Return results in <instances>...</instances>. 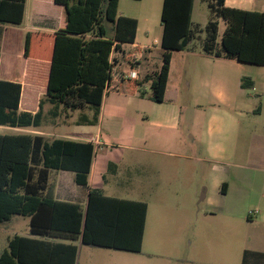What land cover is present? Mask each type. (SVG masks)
<instances>
[{
  "label": "trees",
  "instance_id": "trees-1",
  "mask_svg": "<svg viewBox=\"0 0 264 264\" xmlns=\"http://www.w3.org/2000/svg\"><path fill=\"white\" fill-rule=\"evenodd\" d=\"M26 0H0V23L20 24ZM194 0H162L160 68L134 78L116 67L112 53L134 42L137 19L118 13L119 0H53L62 7L61 23L54 32L28 30L24 55L50 63L47 89L39 109H18L21 85L0 79V125L29 128L44 122L42 107L52 105L49 115L90 107L92 116L78 122L98 121L103 96L113 81L126 82L160 102L168 79L172 50H182L195 38L202 50L216 58L264 65V12L241 9L225 0H204L214 17L203 26L192 21ZM224 28L219 37V20ZM219 37V38H218ZM133 68L131 53L124 57ZM245 78L241 85L245 86ZM251 84V83H250ZM94 144L65 137L49 138L32 132L0 133V223L13 215L29 218V235L14 234L0 253V264H75L77 245L139 252L147 214L143 200L106 195L88 186ZM114 164L108 163V170ZM69 170L74 182L86 187L84 206L54 197L51 170ZM50 238H59L54 241Z\"/></svg>",
  "mask_w": 264,
  "mask_h": 264
},
{
  "label": "crops",
  "instance_id": "crops-1",
  "mask_svg": "<svg viewBox=\"0 0 264 264\" xmlns=\"http://www.w3.org/2000/svg\"><path fill=\"white\" fill-rule=\"evenodd\" d=\"M27 4L28 0L25 1L23 21L27 20ZM225 4L264 12V0H258L257 8H249L250 5H254L250 0H225ZM31 12L42 19L35 21L34 15L28 17V20L32 22L25 30L24 35L28 30L52 33L58 29L61 23L62 7L55 4L53 0H32ZM48 12H54V15H47ZM47 16L51 18L47 19ZM3 24L0 57L2 51L7 50L4 80L20 83L18 109L34 113L39 109L40 98L47 89L50 63L47 60L26 57L23 52L24 48H21L19 44L12 47V40L20 38L21 32L11 27L12 24ZM7 32L10 34L9 38L6 35ZM120 48L121 50L112 53L116 59V67L120 71L140 79L146 73L160 68L162 57L158 63L153 62L152 48L138 43L136 35L134 42L121 44ZM194 51L189 45L182 50L171 51L168 79L162 101L156 102L149 99L145 88L149 82L144 84L146 94L141 96L138 89L130 91L126 82L113 81L111 87L113 86L115 90L109 88L103 96L98 121L95 124L83 122V138L75 136V134L55 137L90 141L94 144L95 154L88 173V186L100 188L104 192L102 186L90 184L97 162L96 152L102 148V145L110 144L103 138V130L112 134H118L122 127L130 130L123 114L129 109L125 110L123 107L140 109L148 126L147 137L142 139L141 146H136L132 142L125 146L136 148L145 154L133 155L129 165L122 162V159L115 162H105V160L99 159L100 167L107 165L108 168V163L111 162L114 164L113 173L145 166H149L157 172L164 168L168 173L159 175L161 178L163 177V180L161 178L146 180L140 182L139 185L149 187V189L162 185L185 187L192 193H197L198 189L204 185L206 207L209 214L222 215L227 224L233 218H246L248 223L258 224L260 226L259 233L264 236V65L256 67L261 87L259 93H256L257 102H253L251 87L255 85V79H249L246 74L237 76L228 70V67L244 68L243 66L248 63L237 61L234 58H216L208 54H205L206 57H202L201 54ZM128 52L134 56L136 61L133 68L124 59ZM195 53L201 56L197 63H206L208 67L198 72L194 84L190 82L185 84L183 79L187 75L191 58ZM142 56H144L143 60L146 64L142 70V76H138L137 68L143 63V60L140 59ZM242 78H245V86L241 85ZM119 84L125 85V90L122 92L118 88ZM111 95L113 97H110ZM205 105L208 108L205 111L207 116L205 120H201V113L204 112ZM51 107V104L45 103L42 107L43 115L45 113L49 115ZM91 110L88 107L87 112H84L83 115L91 117ZM41 126L19 128L0 125L6 129H21L19 132L39 133L49 137L47 136L49 133L38 129ZM144 160H148L147 163H144ZM101 177L105 181L104 174L101 173ZM249 187L255 189L251 198L257 206L254 210L258 211L252 215H248V211L252 209L246 204V198L250 193ZM253 217L256 219L248 220ZM59 240L61 239L57 238L54 241ZM71 242L76 244L78 241ZM249 252L251 256L254 254L255 258L264 254V250L261 251L258 248L249 249ZM77 257L78 246L75 264Z\"/></svg>",
  "mask_w": 264,
  "mask_h": 264
},
{
  "label": "rangeland",
  "instance_id": "rangeland-1",
  "mask_svg": "<svg viewBox=\"0 0 264 264\" xmlns=\"http://www.w3.org/2000/svg\"><path fill=\"white\" fill-rule=\"evenodd\" d=\"M31 1L28 0L27 4V20L11 26L21 32L19 40H12V47H16L19 44L23 48L24 32L29 28L30 22H32L28 20V17L34 15L31 12ZM250 1H253L254 5H250L249 8H255L258 5V0ZM161 7L162 0H119L118 2L119 14L134 17L138 20L136 41L152 48L153 62L156 61L157 63L161 60V52L163 50L160 45L162 33ZM47 15L52 16L54 12H48ZM34 16L35 21H41V17L38 15ZM212 17L214 15L210 12L206 1H193L192 21L194 23H199L203 26ZM50 18L47 16V19ZM218 20L220 37L225 24L221 18H218ZM3 25V23H0V46L2 45L1 33L3 32ZM6 35L9 38V32ZM189 46L195 50L194 52L206 57V53L201 47L200 38H195ZM197 53L191 58L187 75L183 79L185 84L189 82L194 84L198 72L208 67L206 63H202L203 65L197 63L201 57ZM143 57L140 59L143 60ZM6 58L7 50H4L0 57L1 79L5 78L4 63ZM20 62L22 63V60ZM142 62L137 68L138 76H142V70L146 64L144 60ZM243 67L241 69L228 67V70L237 76L246 74L249 79H255V85L251 87V97L253 102H257L258 96L256 93H259V88L261 87L257 65L248 63ZM118 88L122 92L125 90V85L119 84ZM145 88L147 94H149V85H146ZM110 97H113V95ZM87 109L88 107L75 109V111H64L54 118L44 112V122L41 128L38 129L49 133L47 135L49 138L59 135L72 136L73 134L83 138L84 123L78 121L81 115L87 112ZM123 109H129L124 111L123 114L127 127L131 128V131L125 127H122L118 134L103 130V138L110 144L102 145V148L97 150V162L95 163L94 175L90 184L92 186H102L105 190L104 192L108 195L143 200L147 203L146 225L141 250L139 252H127L112 248L83 245L78 241L76 242L78 246L76 264H263L264 254L255 258V255L251 256L249 252V249L254 248H258L261 251L264 250V236L260 235L258 229L260 226L248 223L246 218L238 217L230 219V223L227 224L222 215L209 214L206 207L204 185L198 189L197 193H192L185 187L163 185L149 189V187L140 186L139 183L161 178L159 175L168 173L166 169L162 168L160 172H157V170L145 166L113 173L112 170H108L107 165L100 167L99 159L105 160V162H115L122 159V162L129 165L133 155L145 154L136 148L125 146L129 142L136 146H141L142 139L147 137L148 126L143 119L142 111L133 107L127 108L126 106ZM203 109L201 120H205L207 116L205 112L208 109L207 106L205 105ZM88 112L90 113V111ZM19 131L21 129L0 127V132ZM147 161L144 160L143 162L147 163ZM101 173L104 174L105 181H103ZM73 176L74 173L69 170L52 169L50 171L49 180L53 187L54 196L60 200L73 201L84 206L86 187L76 184ZM161 179L163 180V177ZM248 190L250 193L246 198V204L254 210L257 206L251 197H253L252 194L255 193V189L249 187ZM255 219L253 217L248 220L253 221ZM14 234L29 235V218L27 216L13 215L10 220L0 223V253L4 248H7L8 239ZM50 239L57 240V238Z\"/></svg>",
  "mask_w": 264,
  "mask_h": 264
},
{
  "label": "built area",
  "instance_id": "built-area-1",
  "mask_svg": "<svg viewBox=\"0 0 264 264\" xmlns=\"http://www.w3.org/2000/svg\"><path fill=\"white\" fill-rule=\"evenodd\" d=\"M257 212H258L257 210H249L248 215H252V214L257 213Z\"/></svg>",
  "mask_w": 264,
  "mask_h": 264
},
{
  "label": "water",
  "instance_id": "water-1",
  "mask_svg": "<svg viewBox=\"0 0 264 264\" xmlns=\"http://www.w3.org/2000/svg\"><path fill=\"white\" fill-rule=\"evenodd\" d=\"M201 199H202V197H201Z\"/></svg>",
  "mask_w": 264,
  "mask_h": 264
}]
</instances>
